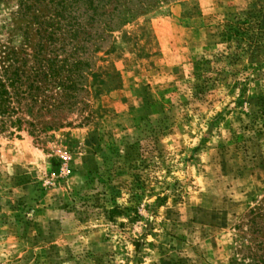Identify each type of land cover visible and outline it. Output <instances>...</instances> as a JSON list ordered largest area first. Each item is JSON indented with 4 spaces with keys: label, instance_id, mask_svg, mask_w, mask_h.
Masks as SVG:
<instances>
[{
    "label": "rangeland",
    "instance_id": "1",
    "mask_svg": "<svg viewBox=\"0 0 264 264\" xmlns=\"http://www.w3.org/2000/svg\"><path fill=\"white\" fill-rule=\"evenodd\" d=\"M121 11L84 23L66 126L0 137V264H264V0Z\"/></svg>",
    "mask_w": 264,
    "mask_h": 264
},
{
    "label": "trees",
    "instance_id": "2",
    "mask_svg": "<svg viewBox=\"0 0 264 264\" xmlns=\"http://www.w3.org/2000/svg\"><path fill=\"white\" fill-rule=\"evenodd\" d=\"M135 1L143 7L149 0H19L23 20L37 28V41L30 51L26 31L24 43L1 50L0 137H36L66 126L83 91L84 44L92 39L84 23L94 29Z\"/></svg>",
    "mask_w": 264,
    "mask_h": 264
}]
</instances>
